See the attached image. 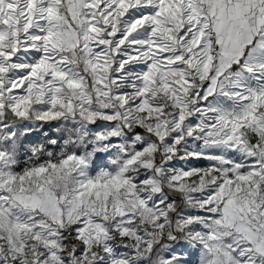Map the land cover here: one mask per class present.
Instances as JSON below:
<instances>
[{
  "label": "snow or ice",
  "instance_id": "6c2138e0",
  "mask_svg": "<svg viewBox=\"0 0 264 264\" xmlns=\"http://www.w3.org/2000/svg\"><path fill=\"white\" fill-rule=\"evenodd\" d=\"M0 264H264V0H0Z\"/></svg>",
  "mask_w": 264,
  "mask_h": 264
}]
</instances>
